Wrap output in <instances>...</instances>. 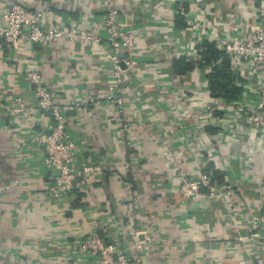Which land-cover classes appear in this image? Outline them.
Here are the masks:
<instances>
[{
	"label": "crops",
	"instance_id": "obj_1",
	"mask_svg": "<svg viewBox=\"0 0 264 264\" xmlns=\"http://www.w3.org/2000/svg\"><path fill=\"white\" fill-rule=\"evenodd\" d=\"M104 1L0 3L46 9L58 23L78 22L104 38L96 23L106 14ZM184 5L186 15L200 22L209 19L204 9H211L231 29L249 27L254 14L264 13V0H187ZM118 8L137 37L139 61L137 76L130 77L135 88L124 94L123 120L105 100L111 61L97 45L28 44L24 52L0 46V264H94L75 247L105 227L123 236L131 252V232H150L152 247L141 253L147 264H250L238 242L245 228L237 199L264 213V141L252 131L234 143L223 113H203L225 99L211 94L203 53L185 55L192 24L178 13L176 0H119ZM179 60L191 69L180 74ZM32 69L41 71L57 100L78 106L68 122L78 162L100 168L81 181L73 200L42 191L50 174L34 138L48 121L40 118L25 79ZM15 96L30 105L21 115L7 111ZM221 126L228 127L227 137L218 132ZM180 172L212 174L217 185L229 183L241 191L230 193L226 203L203 198L187 206L179 193ZM233 204L237 207L227 209ZM110 217L116 225L107 224Z\"/></svg>",
	"mask_w": 264,
	"mask_h": 264
},
{
	"label": "built area",
	"instance_id": "obj_2",
	"mask_svg": "<svg viewBox=\"0 0 264 264\" xmlns=\"http://www.w3.org/2000/svg\"><path fill=\"white\" fill-rule=\"evenodd\" d=\"M118 2L119 0H105L106 14L100 21H96L105 30L104 38L95 37L93 31L84 29L78 22L58 23L51 19L50 12L46 9H31L18 2L10 5L0 3V46L24 52L27 51L28 44L41 47L50 43L83 41L97 45L99 51L111 61L110 93L105 100L119 109L118 117L123 120L125 114L121 113L126 109L124 94L135 88L130 77L137 76L139 61L135 56L138 49L137 37L121 14ZM176 2L178 13L192 24V39L183 47L186 57L202 54L206 45H214L228 56L234 84L241 89L238 96L224 98V102L208 106L209 109L203 113H223V120L226 118L229 129H232L228 133L231 134L230 141L234 143L243 137L246 139L245 136H250L252 131L264 141V13L261 11L259 16L254 14L255 20L249 27L231 29L221 15L214 18L211 9H204L209 19L200 22L188 13L186 15L184 4L187 0ZM201 60L204 62L203 58ZM206 68L209 73L213 71L212 67ZM25 79L32 86L40 118L48 121L34 138L37 150L43 153L42 166L50 174V184L42 191L60 201L73 200L80 192L81 181L94 177L100 171L96 165L78 162L77 143L68 125L78 106L57 100L40 70L28 71ZM8 104L7 111L15 115L23 114L30 106L27 99L21 96H15ZM228 127H220L219 132L223 138L227 137L225 131H229ZM128 128L125 124L127 131ZM179 176V193L187 206L203 198L226 203L231 194L241 191V188L229 183L217 185L212 174L180 172ZM237 200L238 206H241L238 211L240 222L245 228V234L238 237V242L248 252L247 260L250 264H264V213L245 201V198L239 197ZM235 207L237 205L233 204L227 209ZM108 220L107 224L117 223L111 217ZM152 236L144 230L131 232L132 251H135L131 252L123 242V236L116 235L105 227L103 231L88 233L79 240L75 248L91 256L90 261L94 264H147L141 253L143 249L152 247ZM126 237L129 240L127 235Z\"/></svg>",
	"mask_w": 264,
	"mask_h": 264
},
{
	"label": "trees",
	"instance_id": "obj_3",
	"mask_svg": "<svg viewBox=\"0 0 264 264\" xmlns=\"http://www.w3.org/2000/svg\"><path fill=\"white\" fill-rule=\"evenodd\" d=\"M203 55L204 62H202V64H204L205 67H212L213 69L212 72L208 73L211 94L217 99H232L238 96L241 93V89L234 84V78L231 75V65L228 56L212 44L205 46ZM176 63L179 67L180 74L185 70L191 69V64L185 60H179ZM196 65H198V62H196Z\"/></svg>",
	"mask_w": 264,
	"mask_h": 264
}]
</instances>
